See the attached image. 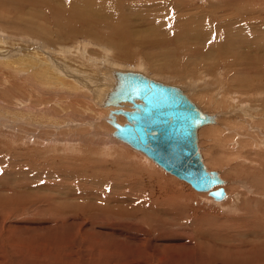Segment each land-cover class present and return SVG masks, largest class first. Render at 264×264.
Instances as JSON below:
<instances>
[{
	"label": "rangeland",
	"instance_id": "1",
	"mask_svg": "<svg viewBox=\"0 0 264 264\" xmlns=\"http://www.w3.org/2000/svg\"><path fill=\"white\" fill-rule=\"evenodd\" d=\"M22 1L0 0V264H264V58L256 56L235 70L225 62L238 60L240 45L252 49L244 43L249 39L258 40L253 46L264 54V24L220 34L223 41H244L237 49L224 46L220 55L212 51L198 58L183 49L179 54L139 47L141 37L158 38L168 27L173 0H119L128 21L120 20L116 0H101V13L118 14L114 22L123 27L120 37L104 27L91 35L72 34L79 24L69 22L64 8L53 12ZM185 1L194 10L178 14L191 12L194 19L196 11L219 4ZM234 1L264 23V0ZM14 47L27 54L18 70L44 59L73 75L67 73L62 87L58 81L39 84L33 70L13 74L2 59ZM100 68L102 74L117 68L142 72L182 88L209 113L228 112L229 121L222 117L221 125L200 130L206 165L231 181L224 200L214 201L107 135L113 127L97 120V107L89 100L98 89L92 83L103 77ZM249 106L257 113L247 114Z\"/></svg>",
	"mask_w": 264,
	"mask_h": 264
},
{
	"label": "bare ground",
	"instance_id": "2",
	"mask_svg": "<svg viewBox=\"0 0 264 264\" xmlns=\"http://www.w3.org/2000/svg\"><path fill=\"white\" fill-rule=\"evenodd\" d=\"M19 1V0H18ZM22 1V0H20ZM27 2H29L30 4H32L33 6H36L38 7L41 6L42 4L43 5H46L48 8H52L53 10H51V12H56L58 9L60 8H64L65 11L62 12L64 14H67L68 16V19H69V22L74 20V21H77L76 24H79V26H72L70 27L71 29H73V27H77L75 28L74 30H70V32L72 34H76L77 32H82V33H86V34H94L95 32H98L100 31L99 29L100 28H107L108 31L110 32V35L111 36H118L121 32H122V28H118V27H121V26H118L117 25L115 26V22H114V18H116L118 14L114 12L112 13H101V5L103 6L104 3L101 2V0H25ZM25 1H22V2H25ZM115 1V0H113ZM121 1V0H120ZM127 1V0H126ZM133 1V0H132ZM151 1V0H150ZM189 1V0H188ZM193 1V0H192ZM129 2V1H128ZM162 2V1H161ZM219 4H218V7H215V8H209L208 10H205V11H196L195 13H197L196 16V19L193 18V16L191 15H188V14H191L190 13H180L178 14L179 12L182 11H191V10H194L193 6L185 1V0H181V1H172V9L170 11H168V15H166V18L168 19L169 21V25L168 27H166V29H163L162 31V35L159 37L158 35V38H153V39H149L148 38V34L147 35V39H143L142 40V37L140 39V42L138 43L139 47H141V49H159V51H163V50H168L170 49L171 52H177L180 54L181 50L183 49V54H186V55H191L190 53L194 52L192 55H198V58L199 56H201V58H205V57H202V56H205L206 54L208 53H211L212 51L213 52H218L217 54L221 53L222 51H219V48H224V46H227L228 51L231 50V47H234L237 49V44H241L243 43V38L241 37V39L238 41V43L236 44V41L234 40L235 38H230V39H226V40H222L221 37H219L220 34H224V33H232V32H235L234 34H237L238 33V29H244L246 30L247 28H253V29H256L258 28L261 24H264L262 23V21H259L258 18H254L253 17V14L250 13L249 11L245 10L247 8L246 7H239L237 2L234 1V0H219L218 1ZM21 3V2H20ZM116 4V10L117 12H119V17H120V20H126L128 21V14L126 13H123V9H122V6L121 4L119 3V0L115 1L114 2ZM143 3V2H142ZM156 3V2H155ZM147 4V3H146ZM22 5V3H21ZM42 5V7H43ZM106 5V4H105ZM134 5V4H133ZM137 5V4H136ZM145 5V4H144ZM149 5V4H148ZM162 5V4H161ZM165 5V3H164ZM65 6V7H64ZM131 6V4L129 5ZM259 6H262L261 4ZM101 7V8H100ZM133 7V6H132ZM150 7V6H149ZM40 8V7H38ZM100 8V9H99ZM113 8V9H114ZM171 8V7H170ZM236 9L237 10V15H232V10L233 9ZM62 9V10H64ZM114 9V10H115ZM43 10V8H42ZM61 10V9H60ZM143 11V10H142ZM151 11V10H150ZM10 12V11H9ZM103 12V11H102ZM110 12V11H109ZM146 12V11H145ZM152 12V11H151ZM39 13V12H37ZM43 13V12H42ZM194 13V12H193ZM45 14V13H43ZM50 14V13H49ZM138 14V13H137ZM47 15V14H46ZM45 15V16H46ZM130 15V14H129ZM136 15V14H134ZM139 15V14H138ZM149 15V14H148ZM52 16V14H51ZM145 16V14H144ZM49 17V16H48ZM131 17V16H130ZM134 17V16H132ZM131 17V18H132ZM162 17V16H161ZM165 17V16H164ZM37 18V17H36ZM135 18V17H134ZM137 19V18H135ZM140 19V18H139ZM186 19H189V22L187 21L186 23L184 24H181L182 20H185ZM195 20V22H192V20ZM119 20V19H118ZM117 20V21H118ZM138 20V19H137ZM148 20V19H147ZM23 21V19H22ZM29 21V20H28ZM131 21V20H130ZM134 21V20H133ZM139 21V20H138ZM167 21V20H166ZM167 21V22H168ZM191 21V22H190ZM24 22V21H23ZM21 22V23H23ZM132 22V21H131ZM131 22H130V25H131ZM145 21H143L144 23ZM25 23V22H24ZM28 23V22H27ZM31 23V22H30ZM33 23V22H32ZM31 23V24H32ZM121 24V22H119ZM140 23V22H139ZM142 23V24H143ZM160 23V22H158ZM165 23V22H164ZM38 24V23H37ZM36 24V25H37ZM117 24V23H116ZM119 24V25H120ZM150 24V22H149ZM153 24V23H152ZM29 25V24H28ZM35 25V26H36ZM140 25V24H139ZM157 25V24H156ZM46 26V25H45ZM134 23H133V27H134ZM147 25H145L146 27ZM161 26V25H160ZM44 27V26H43ZM53 27V26H52ZM132 27V26H131ZM142 27V26H140ZM151 27V26H150ZM163 27V26H162ZM39 28V27H38ZM128 28V27H127ZM164 28V27H163ZM137 29H138V26H137ZM149 29V28H148ZM157 29V28H156ZM155 29V31H156ZM159 29V28H158ZM157 29V30H158ZM20 30V29H19ZM64 30V29H63ZM140 30V29H139ZM126 31V30H125ZM129 31V30H128ZM147 31V30H146ZM124 32V31H123ZM139 32V31H138ZM143 32V31H142ZM151 32V31H150ZM68 33V32H67ZM127 33V32H126ZM133 33V32H132ZM131 33V34H132ZM135 33H136V30H135ZM64 34V33H63ZM62 34V35H63ZM123 34V33H122ZM137 34V33H136ZM145 34V33H143ZM30 35V34H29ZM50 35V34H49ZM48 35V36H49ZM71 35V34H70ZM79 35V33H78ZM88 35V36H89ZM121 35V34H120ZM124 35V34H123ZM130 35V34H129ZM151 35V34H150ZM153 35V34H152ZM151 35V36H152ZM127 36V35H126ZM133 36V35H132ZM135 36V35H134ZM139 36V35H138ZM145 36V35H144ZM150 36V38H151ZM154 36V35H153ZM45 37V36H44ZM57 37V36H56ZM70 37V36H69ZM120 37V36H118ZM124 37V36H123ZM121 36V38H123ZM156 37V35H155ZM95 38V37H93ZM111 40H112V37H110ZM125 38V37H124ZM127 38V37H126ZM134 38V37H132ZM137 38V37H136ZM135 38V39H136ZM224 38V37H223ZM2 39V38H1ZM6 39V38H5ZM60 39V38H59ZM99 39V38H98ZM107 39V38H106ZM110 40V39H109ZM119 40V39H118ZM117 40V41H118ZM122 40V39H121ZM128 40V39H127ZM126 40L125 43H127L128 41ZM2 41V40H1ZM102 41V40H101ZM123 41H125V39H123ZM5 42V41H4ZM106 42H108V39L106 40ZM132 42V41H131ZM135 42V40H134ZM6 43V42H5ZM121 43V41H120ZM123 44H125L124 42H122ZM244 43H247V45H249L252 49L250 50H247L245 48H243L242 45L239 46V52L237 51V53L235 54L236 57L238 58V60L236 59L235 61H233V59L231 60H227V57L225 55H221L220 58L221 59H226L227 61L225 62H228V61H231V62H228L226 63L227 66L226 68L227 69H231V70H235V69H241V67H243L244 65H248V64H251V61L255 58H257L256 56H262L264 58V54H262V49L260 47H256V46H253V45H256L258 44V40L257 41H253L251 39L249 40H245ZM4 44V43H3ZM134 44V43H133ZM201 44V46H200ZM210 44V45H209ZM16 45V44H15ZM111 45V44H110ZM114 45V44H113ZM120 45V44H119ZM137 45V44H136ZM211 47H209V46ZM17 46V45H16ZM15 46V47H16ZM117 46V45H116ZM123 45H121V48H122ZM135 46V45H134ZM245 46V45H244ZM11 47V46H10ZM14 47L13 51L9 52V51H6V54L5 52H3V54H5V59L3 58L2 60L5 62H3L4 66L14 70L13 74L16 73L17 74H25V73H28L27 71L30 72V70H33L31 71V74H33V77L37 79V81L40 83H46L48 85H54L56 84L55 81H58V83L60 82V84L63 85L61 80L63 82H66V76L67 78H70L68 77L67 73H71V75H73L72 71L71 70H66V69H60L58 71V69L56 68V65L54 64V66H49V62H47L46 60L44 59H41V62L35 66H33L32 68H27V65L25 67V65H22L21 67H23L24 69H17V65L21 64L22 60H23V57L24 55H27L26 52H20L19 49H16ZM127 47V46H126ZM131 47V46H130ZM209 47V48H208ZM117 48V47H115ZM120 48V46H119ZM118 48V49H119ZM120 48V49H121ZM125 48V46H124ZM166 48V49H165ZM168 48V49H167ZM128 49H130L128 47ZM138 49V48H137ZM163 49V50H162ZM131 50V49H130ZM129 50V51H130ZM216 50V51H215ZM243 50V52H242ZM251 50L253 52H251ZM255 50V51H254ZM124 51V50H123ZM122 51V52H123ZM128 51V50H126ZM121 52V51H120ZM125 52V51H124ZM236 52V51H235ZM8 53V55H7ZM136 53V51H135ZM181 53V54H182ZM67 54V53H66ZM110 54V53H109ZM122 54V53H121ZM126 54V53H125ZM122 55L124 58H130V56H125ZM133 54V53H132ZM174 54V53H173ZM213 54V53H212ZM10 55V56H9ZM131 55V54H130ZM149 55V54H148ZM220 55V54H219ZM30 56V55H29ZM133 56V55H132ZM176 56V55H174ZM207 56V55H206ZM37 57V56H36ZM185 57V56H184ZM234 58V54L232 56ZM235 57V58H236ZM39 58V57H38ZM51 58V57H50ZM148 58V57H147ZM180 58V57H179ZM194 58V57H193ZM32 59V58H31ZM37 59V58H36ZM151 59V58H149ZM153 59V57H152ZM176 59V58H175ZM187 59V58H186ZM192 59V58H191ZM160 60V59H159ZM184 60V59H183ZM24 61V60H23ZM55 61V60H54ZM60 61V60H59ZM173 61V60H172ZM177 61V60H175ZM194 61V60H192ZM220 61V60H219ZM25 62V61H24ZM58 62V61H57ZM67 62H68V59H67ZM54 63V62H53ZM142 63V62H141ZM164 63V61H163ZM171 63V62H170ZM179 63V62H178ZM177 63V64H178ZM185 63V62H184ZM190 63V62H189ZM187 62V64H189ZM57 64V63H56ZM169 64V63H168ZM32 65H33V62H32ZM60 65V64H59ZM62 65V64H61ZM101 65V64H100ZM220 65V64H219ZM262 65V64H261ZM172 66V65H171ZM189 66V65H188ZM213 66V65H212ZM254 66V65H253ZM64 67V66H63ZM108 67V66H106ZM178 67V65H177ZM190 68V67H189ZM169 69V68H168ZM188 69V68H187ZM11 70V71H12ZM97 70V69H96ZM213 70V69H212ZM217 70V69H216ZM219 70V69H218ZM105 70H103V68L101 69L100 68V71H99V74H100V77L103 75V77H101V80L99 81L98 83V80H96L95 78V81L92 83L93 86L92 88L94 89L96 86H97V90L94 94H92L91 96H89V100L92 101L94 103V105L97 107L96 109V118L97 120H101V119H104L107 123H109L113 129L110 130L109 132H107V135L113 139H116L130 147H132L130 144H128L127 142L123 141L122 139L118 138L114 133H115V126L113 125L112 123V115H115L117 121L119 123H122L124 124L127 119L126 117L122 114V113H116L115 111L117 109H125V110H132L133 109V104L129 101H122L120 102L119 104H114V103H109L108 102V99H109V95L112 91L115 90L117 84H120L122 81H121V77H120V73H125V72H139V71H136V70H126V69H114L113 71H106L104 74H102ZM173 71V70H172ZM178 71V70H177ZM180 71V70H179ZM178 71V72H179ZM226 71V70H225ZM160 72V71H159ZM169 72V71H168ZM139 73H142V72H139ZM205 73V72H204ZM26 76V75H25ZM86 76V75H85ZM88 76V75H87ZM147 76V74H146ZM92 77V76H91ZM148 77L150 78H153L151 76L148 75ZM19 78V77H18ZM85 78V77H84ZM88 78V77H87ZM99 78V76H98ZM25 79V78H24ZM32 79V78H31ZM86 79V78H85ZM93 79H89V80H93ZM154 79V78H153ZM156 80V79H155ZM88 81V80H87ZM76 83V82H75ZM98 83V84H97ZM79 84V83H78ZM88 84H91V83H88ZM42 85V84H41ZM80 85V84H79ZM182 85V84H181ZM221 85V83H220ZM75 86V85H74ZM225 86V85H224ZM245 86H248V85H245ZM260 86V85H259ZM81 87V85H80ZM88 87V86H87ZM42 88V86H41ZM50 88V87H49ZM66 89V87H64ZM70 88V87H69ZM74 89V87H71ZM83 88V87H82ZM81 88V89H82ZM215 88V87H214ZM225 88V87H224ZM76 89V88H75ZM90 89V88H89ZM182 89V88H181ZM235 89V87H234ZM79 90V89H78ZM183 90V89H182ZM81 91V90H80ZM88 91V90H87ZM184 91V90H183ZM235 91V90H234ZM261 91V90H260ZM260 91H256L259 92ZM83 92V91H82ZM81 92V93H82ZM185 92V91H184ZM186 93V92H185ZM264 93V92H263ZM70 94V93H69ZM83 94V93H82ZM86 94V93H85ZM187 94V93H186ZM220 94V93H219ZM59 95V94H58ZM76 95V94H75ZM217 95V94H216ZM253 95V93H252ZM263 95V94H262ZM189 96V94H188ZM229 96V95H228ZM237 96V95H236ZM254 96H257V93L256 95L254 94ZM71 97V96H70ZM190 97V96H189ZM261 97V96H259ZM74 98V97H73ZM191 98V97H190ZM68 99V98H67ZM79 99V98H78ZM264 99V98H262ZM261 99V100H262ZM234 100V99H233ZM237 100V99H236ZM235 100V101H236ZM250 100V99H248ZM68 102V101H67ZM195 102V101H194ZM249 102V101H248ZM253 102V101H252ZM257 102V101H256ZM262 102V101H261ZM196 103V102H195ZM221 103V102H220ZM197 104V103H196ZM246 104V103H245ZM244 104V105H245ZM249 104V103H248ZM264 104V103H263ZM198 105V104H197ZM257 105H258V102H257ZM262 104H260L261 106ZM62 106V105H61ZM89 106V105H88ZM199 106V105H198ZM200 107V106H199ZM236 107V106H235ZM245 107V106H244ZM251 106H249L250 108ZM264 107V105H263ZM262 107V111H264ZM201 108V107H200ZM256 108V107H255ZM94 109V108H93ZM202 109V108H201ZM235 109V108H234ZM246 109V108H244ZM243 109V110H244ZM248 109V108H247ZM246 109V113L249 114L252 112H254L256 109H251L249 111H247ZM205 113L207 114H210L213 116L214 118V122L212 123H209V124H205V125H202L199 130H198V145H199V148H200V152L203 156V162L204 164L206 165L205 163V159H204V153L202 152V149L200 147V130L204 127H210V126H217V125H221L220 122H219V119L220 118H224L226 117L227 118V113L226 111L220 113V114H215V113H209L208 111H205L204 109H202ZM229 110V109H228ZM236 110L238 111V108H236ZM88 111V110H87ZM232 112V110H231ZM239 112V111H238ZM245 112V111H244ZM233 113V112H232ZM240 113V112H239ZM257 112L255 111V114ZM263 113V112H262ZM235 114V113H234ZM243 116V114H241ZM124 116V117H122ZM238 116V115H237ZM247 116V115H245ZM250 116V115H249ZM248 116V117H249ZM262 116V115H261ZM232 117V116H231ZM263 117V116H262ZM230 118V117H229ZM235 118V116H234ZM241 118V117H240ZM239 118V119H240ZM254 118V117H253ZM228 119V118H227ZM236 119V118H235ZM246 119V118H244ZM261 119V118H260ZM254 120V119H253ZM256 120V119H255ZM229 121V119H228ZM232 121V119L230 120ZM225 122V121H224ZM235 122V120L233 121V123ZM245 122V121H244ZM247 122V121H246ZM228 123V122H227ZM248 123V122H247ZM230 124L229 123V127H230ZM235 127V124L233 125ZM225 127H227V125H225ZM233 127V128H234ZM224 128V127H223ZM232 129V127H230ZM229 128V129H230ZM240 128V127H239ZM243 128V127H241ZM222 129V127H221ZM226 129V128H225ZM249 129V128H248ZM216 130V129H214ZM223 130V129H222ZM235 130V129H234ZM252 130V129H251ZM211 131V130H210ZM226 130H224V133H225ZM228 131V130H227ZM229 132V131H228ZM236 132V131H235ZM211 133V132H210ZM219 133V132H218ZM223 133V134H224ZM237 133V132H236ZM235 133V134H236ZM257 134V133H256ZM226 135V134H225ZM215 137V134L213 135ZM219 136V135H217ZM217 136L215 138H217ZM223 136V135H222ZM238 136V135H237ZM212 138V137H211ZM220 138V137H219ZM260 138V137H259ZM226 139V138H225ZM254 139V138H253ZM223 140H224V136H223ZM261 140V139H260ZM214 142V141H213ZM223 142V141H222ZM232 142V141H230ZM260 142V141H259ZM221 143V141H220ZM238 144V143H237ZM229 147V146H228ZM133 148V147H132ZM135 149V148H133ZM226 149V147H225ZM137 150V149H135ZM139 152H142L140 150H137ZM204 151V150H203ZM227 151V150H226ZM206 152V151H205ZM146 157H148L144 152H142ZM231 153V152H230ZM253 153V152H252ZM234 158V157H233ZM207 159V158H206ZM147 160H152L156 165H158L159 167H161L162 169H164L162 166H160L159 164H157L153 159H151L150 157L147 158ZM209 162V161H208ZM245 164V163H244ZM222 166V165H221ZM256 166V165H255ZM207 169L208 170H211L208 168V166L206 165ZM228 167V165H227ZM166 172L170 173L169 171H167L166 169H164ZM217 172H219L221 178L224 180V183H223V186L225 188V191H226V196L222 199H216L214 198V201H221V200H224L226 197H227V194L229 193L227 190H226V186H228L230 184L229 180L225 179L226 177H224L221 173V171L219 170H215ZM172 174V173H170ZM174 175V174H172ZM176 176V175H174ZM177 177V176H176ZM224 177V178H223ZM178 179H180L179 177H177ZM180 180H183V179H180ZM255 180L257 183L261 184L262 183V180L260 178V175H257L255 177ZM185 181V180H184ZM254 181V180H253ZM187 182V181H186ZM189 183V182H188ZM190 184V183H189ZM191 185V184H190ZM192 186V185H191ZM250 186V185H249ZM218 187V186H217ZM215 187V188H217ZM193 189H195L193 186H192ZM196 190V189H195ZM264 190V189H263ZM198 191V190H196ZM198 192H204V193H208L209 194V191H198ZM238 194V193H237ZM210 195V194H209ZM211 196V195H210ZM230 197V196H229ZM228 200V199H227ZM260 202V201H259ZM216 244V243H215ZM209 246V245H208ZM210 248V247H209ZM132 260V259H131ZM143 261V260H142Z\"/></svg>",
	"mask_w": 264,
	"mask_h": 264
},
{
	"label": "water",
	"instance_id": "3",
	"mask_svg": "<svg viewBox=\"0 0 264 264\" xmlns=\"http://www.w3.org/2000/svg\"><path fill=\"white\" fill-rule=\"evenodd\" d=\"M120 77L122 82L110 93L108 102L129 101L133 109L115 111L127 121L119 123L112 115L114 134L196 190L224 198V180L219 172L207 169L198 145L199 128L214 122L213 116L178 86L139 72H122Z\"/></svg>",
	"mask_w": 264,
	"mask_h": 264
}]
</instances>
